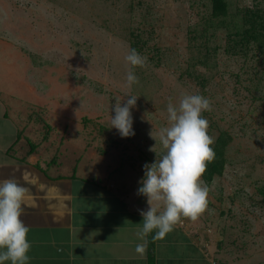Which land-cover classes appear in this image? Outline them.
<instances>
[{
	"label": "rangeland",
	"instance_id": "obj_1",
	"mask_svg": "<svg viewBox=\"0 0 264 264\" xmlns=\"http://www.w3.org/2000/svg\"><path fill=\"white\" fill-rule=\"evenodd\" d=\"M204 1L0 0V106L13 119L2 121L5 128L12 120L22 129L34 113L42 124L25 131L34 133L28 145L47 134L51 149L44 155L133 195L144 164L156 158L150 148L163 152L150 133L166 125L169 100L202 94L211 101L212 110L203 113L209 134L214 140L221 131L232 137L230 162L212 181L201 177L209 188L208 207L197 221L185 218L180 225L201 229L235 264H264V53L254 45L246 56L229 57L223 52L226 32L219 30L210 42L218 47L211 56L218 66L201 63L203 51L188 31L206 12ZM233 1L264 6V0ZM133 32L150 40L140 53L146 65L133 69L139 83L129 89L125 55ZM126 93L139 97L131 109L135 135L122 138L109 127L115 99L123 104ZM138 196L147 209V198Z\"/></svg>",
	"mask_w": 264,
	"mask_h": 264
},
{
	"label": "crops",
	"instance_id": "obj_2",
	"mask_svg": "<svg viewBox=\"0 0 264 264\" xmlns=\"http://www.w3.org/2000/svg\"><path fill=\"white\" fill-rule=\"evenodd\" d=\"M5 111L0 106V181L15 179L29 189L22 214L31 242L28 264H235L188 223L160 240L153 241L155 231L150 233L141 258L136 233L146 205L138 194L84 177L78 166L44 155L51 149L47 135L28 145L34 133L17 132L12 120L5 128Z\"/></svg>",
	"mask_w": 264,
	"mask_h": 264
},
{
	"label": "clouds",
	"instance_id": "obj_3",
	"mask_svg": "<svg viewBox=\"0 0 264 264\" xmlns=\"http://www.w3.org/2000/svg\"><path fill=\"white\" fill-rule=\"evenodd\" d=\"M125 61L130 65L126 73V86L130 89L139 83L133 69L143 68L147 58L132 48ZM125 97L123 104L122 99H115L109 127L115 128L122 138L135 135L131 109L139 96L126 93ZM166 110V125L156 135L150 133L163 152L150 148L156 158L144 164L137 193L147 198L148 205L146 210H140L143 223L136 233L142 243L136 245L135 252L141 258L146 254L150 233L155 231L153 241L165 238L183 219L197 221L209 202V188L201 177L216 155L214 137L208 132L210 122L203 115L212 110L211 101L199 93H184L175 103L170 99ZM28 194L29 189L15 179L0 181V264L30 261L29 227L22 220Z\"/></svg>",
	"mask_w": 264,
	"mask_h": 264
},
{
	"label": "trees",
	"instance_id": "obj_4",
	"mask_svg": "<svg viewBox=\"0 0 264 264\" xmlns=\"http://www.w3.org/2000/svg\"><path fill=\"white\" fill-rule=\"evenodd\" d=\"M201 3L206 12L199 17L195 26L189 28L188 31L190 38L197 40V44H195L197 48L203 51L199 60L201 63L209 67V69H216L218 66L215 59L211 60L212 52L215 54L218 51V47L214 46L212 48L210 42L211 38H214L219 30L226 32V43L223 46V52L229 57H235V55L246 56L254 45H257L261 53H264V6L262 7L258 3L253 6H240L237 1L233 0H205ZM132 37L133 39L131 38L130 40L132 41L130 44L131 49L134 48L141 53L144 49L149 48L148 42L150 39L143 38L140 32H133ZM154 50L157 57L160 58V49L155 46ZM232 75L235 76L233 72ZM199 79L201 85L204 86L207 81L206 77L201 75ZM4 115L8 119H12L11 113L9 114L7 110ZM25 120L26 125L22 129L18 126L17 132H25L34 122L41 123L40 119L37 120L32 112L26 116ZM44 127L46 133L51 132L50 124L45 122ZM104 129L103 126L100 132H103ZM231 138L227 131H221L215 139V143L212 145L216 154L215 159L207 164L206 171L202 175L206 182L212 181L216 176H221L225 166L230 162L226 147ZM142 175L144 176V171ZM260 192L264 200V186L260 188Z\"/></svg>",
	"mask_w": 264,
	"mask_h": 264
}]
</instances>
